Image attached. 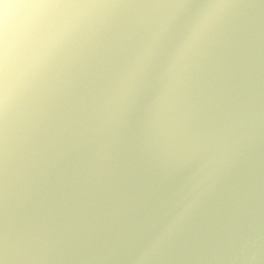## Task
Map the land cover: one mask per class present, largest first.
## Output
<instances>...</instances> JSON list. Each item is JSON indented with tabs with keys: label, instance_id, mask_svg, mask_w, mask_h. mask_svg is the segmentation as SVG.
Listing matches in <instances>:
<instances>
[{
	"label": "water",
	"instance_id": "95a60500",
	"mask_svg": "<svg viewBox=\"0 0 264 264\" xmlns=\"http://www.w3.org/2000/svg\"><path fill=\"white\" fill-rule=\"evenodd\" d=\"M142 0H0V264H119L153 195L155 88L118 122L102 102L113 37ZM201 0H185L158 68ZM190 131L240 141L233 176L182 264H264V0H234L181 106Z\"/></svg>",
	"mask_w": 264,
	"mask_h": 264
},
{
	"label": "clouds",
	"instance_id": "9594fccd",
	"mask_svg": "<svg viewBox=\"0 0 264 264\" xmlns=\"http://www.w3.org/2000/svg\"><path fill=\"white\" fill-rule=\"evenodd\" d=\"M185 6V0H142L107 50L101 94L110 120L120 121L146 84L155 88L147 150L153 195L125 228L119 264H182L185 242L204 223L239 162L236 136L193 132L181 118L188 85L222 41L234 0H201L154 68Z\"/></svg>",
	"mask_w": 264,
	"mask_h": 264
}]
</instances>
